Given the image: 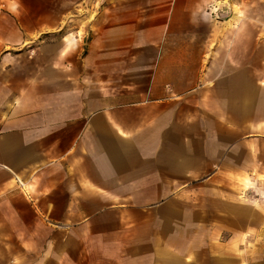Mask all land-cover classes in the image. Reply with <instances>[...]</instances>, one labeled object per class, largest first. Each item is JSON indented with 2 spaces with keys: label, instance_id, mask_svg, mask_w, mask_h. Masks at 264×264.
Masks as SVG:
<instances>
[{
  "label": "crops",
  "instance_id": "crops-1",
  "mask_svg": "<svg viewBox=\"0 0 264 264\" xmlns=\"http://www.w3.org/2000/svg\"><path fill=\"white\" fill-rule=\"evenodd\" d=\"M2 2L0 264H264V0Z\"/></svg>",
  "mask_w": 264,
  "mask_h": 264
},
{
  "label": "rangeland",
  "instance_id": "rangeland-1",
  "mask_svg": "<svg viewBox=\"0 0 264 264\" xmlns=\"http://www.w3.org/2000/svg\"><path fill=\"white\" fill-rule=\"evenodd\" d=\"M263 171H264V168L263 167L260 168V169H258V172H263ZM258 186L261 187V185H258ZM263 187H264V185H263ZM263 190L264 189H261L262 192H263ZM262 192H260V190L257 189V185H254L253 188L252 187L249 188V195H251L254 198L255 202L258 203V204H260V205L261 204H264V195H263ZM248 246H252V243L250 242L248 244Z\"/></svg>",
  "mask_w": 264,
  "mask_h": 264
},
{
  "label": "built area",
  "instance_id": "built-area-1",
  "mask_svg": "<svg viewBox=\"0 0 264 264\" xmlns=\"http://www.w3.org/2000/svg\"><path fill=\"white\" fill-rule=\"evenodd\" d=\"M0 3H3L2 0H0Z\"/></svg>",
  "mask_w": 264,
  "mask_h": 264
}]
</instances>
